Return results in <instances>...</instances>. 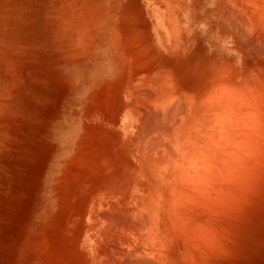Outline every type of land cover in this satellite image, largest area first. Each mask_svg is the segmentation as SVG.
Returning <instances> with one entry per match:
<instances>
[{"label": "bare ground", "instance_id": "obj_1", "mask_svg": "<svg viewBox=\"0 0 264 264\" xmlns=\"http://www.w3.org/2000/svg\"><path fill=\"white\" fill-rule=\"evenodd\" d=\"M139 1L140 23L109 17L91 65L103 89L77 104L84 130L27 264H218L264 197V0Z\"/></svg>", "mask_w": 264, "mask_h": 264}, {"label": "rangeland", "instance_id": "obj_2", "mask_svg": "<svg viewBox=\"0 0 264 264\" xmlns=\"http://www.w3.org/2000/svg\"><path fill=\"white\" fill-rule=\"evenodd\" d=\"M12 4L8 32L0 38L15 41L0 57V264H27L38 249L35 241L43 234L44 217L55 216L63 194L58 188L62 170L74 155L73 141L84 130L78 117L84 110L77 104L97 88L96 82L101 83L91 65L101 55L99 41L110 27L109 17L118 24L142 19L139 0H12ZM21 12L25 15L19 19ZM101 88L102 84L97 90ZM262 196L250 197L244 205L250 208L247 211L242 207L240 219L234 221L249 229L234 222L231 228L240 231L231 229L230 241L223 240L225 249L230 248L225 252L222 246L218 264H264ZM252 198L261 205H253Z\"/></svg>", "mask_w": 264, "mask_h": 264}]
</instances>
